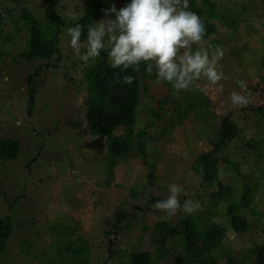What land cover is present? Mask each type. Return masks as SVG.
<instances>
[{
    "label": "rangeland",
    "instance_id": "374dc122",
    "mask_svg": "<svg viewBox=\"0 0 264 264\" xmlns=\"http://www.w3.org/2000/svg\"><path fill=\"white\" fill-rule=\"evenodd\" d=\"M48 1L0 0V138L20 143L16 158H0V218L10 215L16 223L0 264H128L135 249L154 253L157 244L151 230L155 224L166 220L176 226L179 215L185 213L181 208L176 215L167 216L155 207L158 200L168 197L172 183L183 188L181 205L188 199L199 202L200 208L194 213L204 222L203 211L207 204L212 205V199L210 190L203 189L207 186L199 191L200 178L193 165L197 155L209 151L217 140L226 115L237 121L240 133L231 145L235 150L230 154L222 152L221 157L233 158L237 150H242L250 162H243L245 169L241 175L222 166L220 181L238 188L250 173L264 179V114L259 111L264 109V0H211L219 14L212 17L217 33L206 40L203 35L202 44L222 48L224 57L217 70L223 72L224 78L210 85L201 77L188 90L180 91H171L156 78H146L149 87L141 96L151 104L138 107L133 141L124 154L116 151L106 136L86 132L87 91L83 73L90 62L86 64L75 56L67 27L59 34L58 59L55 54L51 60L26 63L19 57L29 48V25L21 17L25 12L37 16L43 28L50 25L48 32H55L56 27L46 14ZM53 1L66 22L98 11L97 0ZM115 1L117 9L129 2ZM104 11L92 18L91 26L101 19H114L111 14L106 17ZM234 12L239 14L231 27L223 16H233ZM16 16H20L21 31L13 22ZM201 18L203 23L209 21L206 13ZM7 33H11L10 38H6ZM84 43L86 40L81 42L82 46ZM199 46L193 45V50ZM30 74L33 78L28 80ZM237 80L245 83L244 90ZM32 87L37 92L29 114ZM191 88L195 92L188 95ZM233 91L248 95L246 107L237 110L232 105ZM152 107L161 109L163 118L157 117ZM77 122L80 126L75 125ZM139 131L146 164L139 149ZM123 133V128L114 130L112 141L122 144L127 138ZM154 198L157 200L151 202ZM250 206L264 215V192L252 197ZM223 208L211 206L213 218L207 222L227 227L223 246L213 253L220 264L226 263V251L246 253L264 242L262 221L261 228L255 224L249 231L237 234L229 226ZM121 212H130V216L122 222L124 231L115 237L111 252L106 231ZM144 225L148 230L143 229ZM60 226H71V230L63 237L50 234ZM27 235L33 237V242L24 250L22 236ZM71 241L84 242V253H61L58 247ZM186 262L176 260L172 254L158 264ZM244 264H255L254 256L248 255Z\"/></svg>",
    "mask_w": 264,
    "mask_h": 264
},
{
    "label": "trees",
    "instance_id": "16d2710c",
    "mask_svg": "<svg viewBox=\"0 0 264 264\" xmlns=\"http://www.w3.org/2000/svg\"><path fill=\"white\" fill-rule=\"evenodd\" d=\"M113 4L117 8L115 0H97L99 12L97 11V13L94 14L91 11L81 17L78 21L66 22L60 16L56 7L53 6L54 1L50 0L47 3L46 14L50 20V24L56 27L55 32L53 33L47 31L51 28L50 25H46V29L43 28L40 25L37 16L30 12H25L21 17L27 21L29 25V31L27 33L29 38V48L27 51L20 54L19 57L23 58L26 63H30L32 60H51L55 54L58 55V59L61 53L58 44L60 40L59 34L62 32V28H69L79 24L82 33L81 42H83L87 38V30L92 24V18L97 14L102 13L101 11L109 9ZM189 6L192 11L198 13L200 16L204 13L209 15L208 19L210 22L208 21L207 23H204V39L206 40L212 35H216L217 28L216 24L212 22V17L219 16L218 13H215L217 5H214L211 0H189ZM11 11L9 12V15L11 14ZM238 14V12H234L233 17L227 13V15H224L223 17L225 18L226 23L232 27L235 25V15L237 16ZM13 22L15 23V26H17V29L21 31L22 26L20 16L14 17ZM10 37L11 33H7L6 38ZM57 66L58 65L54 68ZM154 70L155 69H153V74L149 75V73L145 71L144 63L140 64L139 70H133V68L124 69L123 67L115 69L111 68L109 65L107 48L102 50L100 56L94 61H90L85 67L83 73L87 91L86 132L95 136H106L116 151L123 152V154L124 152L126 153L130 148V142L133 141L132 135L137 126L138 107L143 103L148 106L151 104L150 101H147V99L145 97L143 98L141 95L142 92H147L149 87V85L145 83V81H147L146 78L150 77L155 80L156 76H154ZM127 75H131L134 78L131 85L122 83L123 77ZM66 77L70 78L71 76L68 75ZM32 78L33 75L30 74L28 80ZM164 83L171 89V91H176L171 84ZM36 92L37 90H35V87H32L30 93L31 96L29 98V114L32 111L31 105L34 103ZM193 92H195V90L191 88L188 95ZM159 101L162 102V100ZM237 110H239V108H237ZM152 111H154V114L157 117L163 118L161 109L152 107ZM259 111L264 114L263 108ZM75 125L80 126V123L77 122ZM119 128L124 129L122 136L127 137L122 144H116L112 141L114 139V130ZM139 132L140 133L137 135L139 140L138 143H140L139 149L145 162L146 152L143 146L144 141L142 139V131ZM239 133L240 126L237 121L234 120L231 115L224 116L222 124L218 130L217 140H215L209 151L198 154L194 161L193 169L200 178L201 188L199 191L207 186L203 189H206V191L210 190L209 196L212 199V205L207 204L203 211L204 216L202 218L204 222H201L197 213L191 215L184 213L183 215H179L176 226L170 225L166 220L158 221L151 230L154 235L153 242L157 244L156 251L152 253L148 250L144 251L143 249H135L130 253L131 255L128 264H158L161 260L170 258L172 254L175 255L176 260H187L186 264H220L218 258L215 257L217 255H213V253L216 252V249L223 246V239L226 237L227 227L221 223H207L213 218L210 210L211 206L214 208L219 206L224 207L223 214H226L228 224L230 223L229 226L233 228L237 234L249 231L259 224L260 221L264 223V215H261L262 213L260 211L253 209V207L250 206L252 197L255 198L256 195L264 192V179H262V177H256L253 173L246 176L247 178L243 176L246 180L243 181L238 188L237 186L226 185L220 181V175L223 170L222 166H229L230 169H234L237 174L241 175L244 173V163L250 162L246 159L245 152L242 150H237L233 154V158L230 155L227 157H221L222 152H229L230 154L231 150H235L231 145L232 143H235L234 141L236 139H238ZM117 142H119V140H117ZM19 151L20 143L18 140L0 138V158H16ZM112 151L114 154L121 155L120 153L118 154L117 152H114V150ZM150 178L152 181L155 180L154 172L151 173ZM208 187H210V189ZM239 189L243 190V192H241V190L239 191ZM235 192L242 194V196L236 195ZM156 200L157 199L154 198L151 202ZM242 211L247 212L248 216L246 217L245 214L243 215ZM127 214L124 212L119 213L117 218L114 219L110 230L106 231L107 236L110 238L108 241L111 252H113V241L115 237L123 230L124 223L122 222L130 216V212ZM249 214L251 215L249 216ZM15 224L16 223H13L10 215L0 218V257L7 249L10 240L13 239V231L16 228ZM70 227L71 226H60L49 233L57 234L58 237H63L65 233L71 230ZM258 227L261 228L260 224ZM148 228V226L144 225L143 229L148 230ZM112 234L114 235L113 239L111 237ZM22 237V243L24 245L23 249L25 250L33 242V237L31 235ZM85 247L86 245L84 242L74 243V241H71L68 242L67 245L59 246L58 249L61 253L64 252L63 250H69L71 254L77 255L84 253ZM248 255L254 256L255 264H264V242L255 245L246 253L226 251L225 264H244ZM79 264H81V262Z\"/></svg>",
    "mask_w": 264,
    "mask_h": 264
},
{
    "label": "clouds",
    "instance_id": "9594fccd",
    "mask_svg": "<svg viewBox=\"0 0 264 264\" xmlns=\"http://www.w3.org/2000/svg\"><path fill=\"white\" fill-rule=\"evenodd\" d=\"M110 14L114 19H101L88 28L83 46L80 25L68 28L70 47L79 60L87 64L107 48L111 68L139 70L144 63L149 75L155 69L157 82L169 83L176 91L188 90L201 77L210 85L224 78L223 72L217 70L224 52L219 46H203L204 23L190 9L189 0H129L119 9L113 4L104 11L106 17ZM193 45L200 46L193 50ZM133 79L131 75L124 76L122 83L131 85ZM237 83L241 90L246 88L243 81ZM230 99L238 108L249 103L248 95L237 91L231 93ZM168 191V197L155 204L167 216L176 215L181 208L191 215L200 208L198 201L180 204V185L172 183Z\"/></svg>",
    "mask_w": 264,
    "mask_h": 264
}]
</instances>
